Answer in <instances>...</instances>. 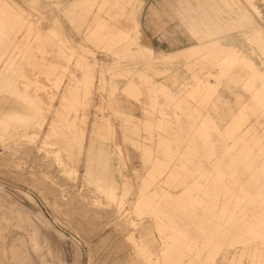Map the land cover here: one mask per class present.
Here are the masks:
<instances>
[{"label":"rangeland","instance_id":"374dc122","mask_svg":"<svg viewBox=\"0 0 264 264\" xmlns=\"http://www.w3.org/2000/svg\"><path fill=\"white\" fill-rule=\"evenodd\" d=\"M57 1L0 0V18L6 20L7 29L5 34L0 25V58L6 57L0 63V76L10 78L1 80L0 86L15 85L20 70L22 82L33 77L26 94L40 100L47 116L43 126L21 134L11 128L9 133L0 134V264H142L145 259L137 254V244L152 246L153 260H163L161 230L153 209L137 205L141 192L147 188L154 191L157 185L179 191L180 178L192 176L197 182L190 194L195 202H215L221 210L224 201H230L220 193L213 200L207 192L209 185L203 183L208 165L205 160L191 156L177 162L157 161L174 155L172 148L159 146V133H165L159 126L173 124L172 94L185 93L199 82L207 86L208 80L209 88L216 91L210 115L220 132L252 100L251 91L243 86L247 81L242 79L254 74L250 68L241 63L220 67L222 49L215 43L185 48L190 44L188 39L199 41L188 27L194 28L191 22L196 20L216 31L215 36L226 35L223 43L253 50L248 45L251 34L238 31L257 26L264 37V0ZM239 15L244 17L241 26L236 21ZM224 26L227 29L220 31ZM52 44L63 46L65 57ZM17 56L24 58L21 66ZM56 56L62 62L59 74L52 77L55 81L44 84L48 81L43 73L45 61ZM147 76L157 81L152 92L146 87ZM128 77L140 84V94L127 90ZM255 83L261 89L262 79ZM189 98L193 106L198 102L193 96ZM69 110L76 119L73 133L62 139L67 142L65 150L59 138L47 134L51 123ZM206 122L202 118L194 123L203 127ZM134 123L139 124L138 129ZM258 128L263 135L264 126ZM210 132L204 128L188 131L190 138L202 143ZM83 135L84 146L94 148L97 157L103 155L102 162L96 160L94 165L103 175L106 171L102 166L108 168V176L120 187L123 201L119 214L118 203L87 173L81 159ZM165 165L175 170L163 174ZM153 174L157 184L152 183ZM233 212L243 213L239 209ZM249 219L252 221L243 223L235 215L233 235L240 228H252L256 218ZM260 236L264 238V233ZM223 237L218 234V238ZM12 251L20 252L23 258H14ZM215 253V249H206L193 259L196 264H213Z\"/></svg>","mask_w":264,"mask_h":264},{"label":"bare ground","instance_id":"6f19581e","mask_svg":"<svg viewBox=\"0 0 264 264\" xmlns=\"http://www.w3.org/2000/svg\"><path fill=\"white\" fill-rule=\"evenodd\" d=\"M79 1L59 0L57 3H78ZM15 15V22L18 23L20 21L17 18L19 13ZM238 17L236 21L240 23L238 26H241L244 17L241 15ZM230 19L234 20L235 17ZM5 23L6 20L4 21V19L0 18L2 30L7 34ZM8 23L10 24V20H8ZM191 23L194 28L188 27V29L193 30L199 41L198 43H193L191 39H188L191 45L189 44L185 48L193 50L197 46H206V43H215L222 49L223 60L222 62L221 60L218 61L220 67L225 65L231 68L240 63L248 66L254 74L248 77L243 76L242 79L245 78V82L247 81L243 86H246L251 91L252 100L240 110L239 115L233 117V122L226 126L225 131L220 132L219 125L212 121L213 119L210 115V106L215 104L216 91L209 88L208 80H205L207 86L199 82L198 86L195 85L191 89L189 88L185 93L172 94L175 97L170 104L173 105L170 114L173 124L170 126H159L165 131L164 134L159 133V146L161 143L165 150L172 148L174 155L171 158L165 156L163 159L157 158V161L167 162L173 160L177 162L184 157L190 158L191 156L193 160L195 158L205 160L208 165L205 166L206 171L203 176V183L209 185L206 188L207 192L213 197V200L217 199V193H220L225 197V200L230 201L229 203L224 201L221 210L215 202L208 205L195 202L191 199L190 194L195 190L197 182L192 176L180 178L178 183L182 187L179 191L170 192L161 185H157L154 191H148L149 188L145 189L143 193L141 192L137 205L153 209L156 217L155 223L159 225L161 230L162 245L160 255L164 256V259L156 258L154 261L152 246L147 244H137V254L145 259L142 264H196L193 259L195 254L200 256L206 249H215L216 253L212 257L213 264H264V242L262 244L257 243L259 239H264L260 236V233H264V187L260 188L264 178V169H262L264 168V134L261 135L258 128L259 125L264 126L263 30L257 26H245L238 31L243 35L251 34V37H248V40H251L248 45L253 50L246 51L242 47L223 43L222 38H226V35L217 37L215 36L216 31L211 30L210 27L205 28L196 20ZM226 29L227 27L224 26L220 31ZM202 34H205L208 38L201 37ZM108 38L106 39L110 40L111 36H108ZM113 43L116 44V42ZM52 46L54 48L57 47L60 56L65 57L66 50L63 46H55L53 44ZM257 58L260 59V62ZM3 60L5 62L6 57L5 59L4 57L0 58V63ZM23 60V57L17 56V65L21 66L25 62ZM61 65L62 62L58 60V56L55 59L49 58L45 61L43 73L48 81L44 84L55 81L52 77L59 74ZM7 67H9V62ZM228 68H224L227 73L230 71ZM20 78H24L21 70L17 73L15 85H11L10 88L0 86L1 135L6 132L9 133L11 128V131H14L15 134H21L23 130L43 126L44 122H46L47 116L40 100L33 97L34 95L26 94V88L29 83H32L33 77L29 78L30 82H22ZM147 78L148 84L146 87L148 92H152L157 87V81L150 76H147ZM257 79H262L263 81L261 89L255 83ZM1 80L9 81L10 78L7 75L4 77L0 76ZM21 83L26 84L24 88H21ZM90 83V81L89 84L87 82L89 88ZM139 86L140 84L131 77L127 78V90L130 93L140 94L141 89ZM38 89L40 91L41 87L39 86ZM38 89H34L35 92H38ZM190 96H193V99L198 101H195L194 106L193 101L189 98ZM71 111L69 110L67 115L61 119L53 121L47 134V137L55 136L59 138L58 143L64 144L65 150H67V142L62 139L70 137L75 129L76 117L71 116ZM203 112L206 113L204 114ZM206 114L208 115L206 116ZM202 118L207 119V122L203 127H199L195 123ZM148 126L153 128V125L149 124ZM134 127L138 129L139 124L134 123ZM195 128L211 130L204 143L197 142L189 137L188 131ZM84 140L83 135L81 139L83 148L81 149H84V156L81 159L87 168V173L89 176H95L100 188L110 199L118 203L117 213L119 214L121 213L123 201L122 192L119 191L120 187L114 178L108 176V168L102 166V171H106V173L105 175L100 173V167H97L94 163L96 160L102 162L103 155L101 154L97 157L94 148L87 145L84 146ZM45 143L49 144L51 142L46 141ZM58 160L63 161L61 156L58 157ZM174 170L170 165H165L162 173L165 174ZM152 177L155 178L152 183L157 184L155 174ZM218 183L221 185L220 189L217 187ZM238 209L243 213L233 212ZM231 210L233 211L231 212ZM248 210H251L252 213H245ZM235 215H237V220L239 219L243 223L247 220L252 221L249 218L253 216L256 218V221H254L255 225L252 228H240L237 234L233 235V232H235L233 227L236 223ZM219 233L223 234L224 237L218 238ZM219 239H221V244L217 242ZM181 248L187 249L189 251L188 254L181 251ZM223 249L226 250L223 251ZM12 253L13 257L18 260L23 258L18 251H12ZM245 256L247 260H244L243 257Z\"/></svg>","mask_w":264,"mask_h":264}]
</instances>
